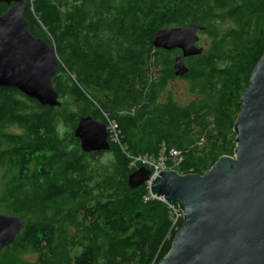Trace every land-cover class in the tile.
<instances>
[{
    "label": "trees",
    "instance_id": "1",
    "mask_svg": "<svg viewBox=\"0 0 264 264\" xmlns=\"http://www.w3.org/2000/svg\"><path fill=\"white\" fill-rule=\"evenodd\" d=\"M26 4L30 32L60 60L53 85L61 104L0 86V213L23 220L0 264H157L183 218L171 231L169 208L147 183L128 186L135 169L110 139L109 151L84 152L73 131L78 117L115 120L131 155L156 156L163 142L179 150L180 174L203 175L220 156H234L239 103L264 54V0ZM6 8L0 3V14ZM189 23L203 27L207 44L176 76L180 51L157 49L153 39ZM176 78L188 83L186 104L170 92L161 100Z\"/></svg>",
    "mask_w": 264,
    "mask_h": 264
},
{
    "label": "water",
    "instance_id": "2",
    "mask_svg": "<svg viewBox=\"0 0 264 264\" xmlns=\"http://www.w3.org/2000/svg\"><path fill=\"white\" fill-rule=\"evenodd\" d=\"M0 86L51 108L61 104L53 78L60 60L54 47L28 28L27 0H0ZM197 23L158 30L157 49L180 51L174 57L176 76L188 72L186 59L200 55ZM233 130L235 155H222L203 175L151 170L140 166L129 176L128 186L149 182L150 193L165 203L177 204L183 223L172 248L157 264H264V54L240 100ZM106 124L81 115L75 127L84 152L109 151ZM23 220L0 213V253L21 233Z\"/></svg>",
    "mask_w": 264,
    "mask_h": 264
},
{
    "label": "built area",
    "instance_id": "3",
    "mask_svg": "<svg viewBox=\"0 0 264 264\" xmlns=\"http://www.w3.org/2000/svg\"><path fill=\"white\" fill-rule=\"evenodd\" d=\"M107 131H108V138L111 142L117 144L121 150L124 152L129 158V166L130 168L137 169L140 166L146 167L151 170L152 178H154L160 171L165 170H176L178 165L182 162V155L179 150L171 148L169 149L167 145H161L159 152L156 153V156H149L146 154H139V155H131L128 151L127 147L123 145L121 142V135L120 130L118 127V123L115 120L107 118L106 123ZM177 171V170H176ZM149 187V182L147 183ZM150 190V189H149ZM150 193V192H149ZM151 194V193H150ZM152 197L162 201H165L162 198L155 197L151 194ZM168 206L170 211V218L172 220L171 231L178 229V222L179 219L183 218V212L180 207L175 203H165Z\"/></svg>",
    "mask_w": 264,
    "mask_h": 264
},
{
    "label": "rangeland",
    "instance_id": "4",
    "mask_svg": "<svg viewBox=\"0 0 264 264\" xmlns=\"http://www.w3.org/2000/svg\"><path fill=\"white\" fill-rule=\"evenodd\" d=\"M200 46H206V41L204 40L203 36H200V40L198 43ZM165 91L161 95V100H164L170 92L174 101L178 102L179 104H186L192 98V95L189 92L188 83L182 78H176L168 83ZM13 128L11 127L10 130ZM107 155V154H106ZM106 155H104V160L106 159ZM177 170V169H176ZM2 170L0 169V190L2 185ZM25 258L33 259L34 256L31 254H26Z\"/></svg>",
    "mask_w": 264,
    "mask_h": 264
}]
</instances>
